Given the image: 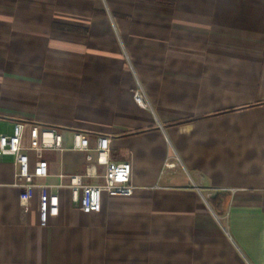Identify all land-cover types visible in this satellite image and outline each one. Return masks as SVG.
Returning <instances> with one entry per match:
<instances>
[{"label": "crops", "instance_id": "crops-1", "mask_svg": "<svg viewBox=\"0 0 264 264\" xmlns=\"http://www.w3.org/2000/svg\"><path fill=\"white\" fill-rule=\"evenodd\" d=\"M17 123L60 208L40 227L39 190L24 212L0 156V264H264V0H0V135ZM33 126L66 150H31ZM76 133L131 165L134 192L99 215L58 178L90 165Z\"/></svg>", "mask_w": 264, "mask_h": 264}, {"label": "built area", "instance_id": "built-area-1", "mask_svg": "<svg viewBox=\"0 0 264 264\" xmlns=\"http://www.w3.org/2000/svg\"><path fill=\"white\" fill-rule=\"evenodd\" d=\"M134 102L142 109L152 110L142 85L138 82L134 91ZM26 124L17 123L14 134L0 135V156L10 155L14 158L16 171L12 187L19 190L20 205L24 212H28L29 204L36 190H39V225L48 226L49 220L58 216L60 208L59 196L52 189L60 187L56 184V177L48 171L46 162L39 161L33 170L29 167V158L22 146V138ZM30 149L38 153L46 150L62 152V134L50 128L33 126L30 130ZM75 151L86 153V161L90 164L82 174L58 175V178L68 177L72 200L77 203L79 210L84 214L99 215L102 209V194L109 197L132 195L135 187L131 183V165L129 162L110 160V139L99 137L94 148L90 147V138L87 134L76 133L73 136ZM95 154V157L93 156ZM105 167L103 183L84 184L83 179L94 176L93 161ZM235 192V191H230Z\"/></svg>", "mask_w": 264, "mask_h": 264}, {"label": "trees", "instance_id": "trees-1", "mask_svg": "<svg viewBox=\"0 0 264 264\" xmlns=\"http://www.w3.org/2000/svg\"><path fill=\"white\" fill-rule=\"evenodd\" d=\"M146 1H161V2H165V3H172L173 0H146ZM221 198L219 196H215L214 198L211 199V204L214 206V208L218 211V213L221 214V206L223 205V203L221 202ZM224 205L226 206L227 202H228V198L224 197Z\"/></svg>", "mask_w": 264, "mask_h": 264}]
</instances>
